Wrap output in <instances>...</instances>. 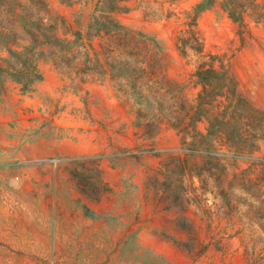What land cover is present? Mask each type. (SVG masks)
<instances>
[{"label": "rangeland", "instance_id": "rangeland-1", "mask_svg": "<svg viewBox=\"0 0 264 264\" xmlns=\"http://www.w3.org/2000/svg\"><path fill=\"white\" fill-rule=\"evenodd\" d=\"M204 1H0L20 46L39 27L58 39L35 69L0 47V264H264V118H244L264 113V0H212L192 22ZM205 63L236 85L253 150L221 130L208 159L170 126Z\"/></svg>", "mask_w": 264, "mask_h": 264}, {"label": "trees", "instance_id": "trees-1", "mask_svg": "<svg viewBox=\"0 0 264 264\" xmlns=\"http://www.w3.org/2000/svg\"><path fill=\"white\" fill-rule=\"evenodd\" d=\"M17 1H19L20 4L23 2L30 3L34 7H39V12L43 11V13H49L46 0ZM209 1L212 2V0H205L196 6L194 12L192 13V22L197 21L199 15L208 9V7L205 5ZM19 6L22 8L19 13H14L12 10L11 13L14 14L18 20L30 18V16L26 14L24 10L25 8L22 7V5ZM230 17L234 21L240 19L233 12H230ZM108 19H110V24L114 23L116 27H119L118 22L114 21L110 17H108ZM22 30L29 34V31L24 27V25L22 26ZM38 30L40 31L38 35L32 32L30 33V37L32 39L30 46H20L18 42H15L17 38V28L7 29L2 26L0 21V47H6V51L11 56H25V60H23L22 65L24 69H35L33 63L34 61L32 62L35 51L45 44L55 45V40H58L55 34H51L50 28L47 29L46 27H39ZM40 39H42V41H40ZM196 53L200 54L202 58H205V56L202 55L203 51L201 43H199V48L196 49ZM30 61L32 64H30ZM196 77L198 79L197 83L201 87V91L197 97L196 105L185 108L186 112L181 119L177 120L176 122H170V126L182 135L183 146L194 147L190 144L185 145L184 142V135H186L188 132H191L194 134L196 139L199 138V143L196 144L195 147L196 153H199V147L203 144L205 145L203 154L206 158L209 159L218 157L220 155L217 154V152H212V150H210L208 140L213 134L224 130L226 141L228 144H230V146H233L240 151L253 150L256 147L257 138H244V134L240 132L243 128L253 130V122L250 124L242 123L243 120L240 119L239 113L242 111L240 108H242L241 104L243 101L238 96L236 85L227 74L225 68L221 66L220 69H217L214 66L208 64L206 65L205 63L197 69ZM246 111L248 112V116L244 118L248 120H256L259 115L263 116L264 118V113L256 109H247ZM202 120H206L208 122L206 134L200 132L197 129V124ZM143 127L145 129V134L150 138L156 137L160 132V124H147ZM256 127L264 131V121L259 123ZM191 152L195 151L193 150ZM242 154L244 153L238 151V153H235L233 157H235V155L240 156Z\"/></svg>", "mask_w": 264, "mask_h": 264}]
</instances>
